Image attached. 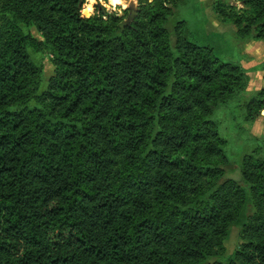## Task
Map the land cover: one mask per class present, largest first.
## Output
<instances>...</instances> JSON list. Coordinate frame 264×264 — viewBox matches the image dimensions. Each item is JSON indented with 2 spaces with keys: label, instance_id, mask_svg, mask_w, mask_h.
<instances>
[{
  "label": "trees",
  "instance_id": "obj_1",
  "mask_svg": "<svg viewBox=\"0 0 264 264\" xmlns=\"http://www.w3.org/2000/svg\"><path fill=\"white\" fill-rule=\"evenodd\" d=\"M240 2L216 20L264 42V0ZM84 4L0 0V264H264V161L228 177L216 118L250 85L232 43L197 0ZM263 111L264 89L243 122Z\"/></svg>",
  "mask_w": 264,
  "mask_h": 264
},
{
  "label": "rangeland",
  "instance_id": "obj_2",
  "mask_svg": "<svg viewBox=\"0 0 264 264\" xmlns=\"http://www.w3.org/2000/svg\"><path fill=\"white\" fill-rule=\"evenodd\" d=\"M141 0H85L83 14L87 17L99 14L102 10L108 14L124 16L125 11H130V17L137 13ZM152 1V0H151ZM209 21L208 28L220 31L226 35L232 43L234 56L241 60V64L247 69L250 77L248 92L235 102L224 107L217 114L221 122V135L227 140L226 153L233 162L235 172L229 171L228 177L240 179V161L246 155H252L256 159L264 161V111L255 114V122L252 126L243 122L244 104L247 99L264 89V42L239 41L235 29L230 24H220L214 16L213 7L219 0H197ZM228 7L237 11L243 9L240 0H222ZM134 15V16H135ZM134 18V17H133ZM34 38L41 41V34L36 29L30 32ZM44 66V81L46 82L55 74V67L50 61L49 54L36 57ZM241 233L235 229L230 240L225 245L226 257L230 258L241 246Z\"/></svg>",
  "mask_w": 264,
  "mask_h": 264
},
{
  "label": "water",
  "instance_id": "obj_3",
  "mask_svg": "<svg viewBox=\"0 0 264 264\" xmlns=\"http://www.w3.org/2000/svg\"><path fill=\"white\" fill-rule=\"evenodd\" d=\"M82 1H84V0H82ZM134 15H135V13H133V14L131 15V19H133Z\"/></svg>",
  "mask_w": 264,
  "mask_h": 264
}]
</instances>
